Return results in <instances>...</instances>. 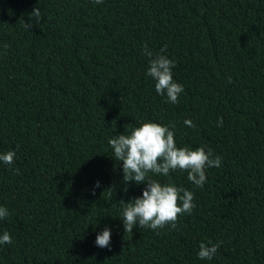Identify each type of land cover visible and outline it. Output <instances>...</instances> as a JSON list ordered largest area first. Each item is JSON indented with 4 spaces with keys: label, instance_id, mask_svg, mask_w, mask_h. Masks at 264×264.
<instances>
[{
    "label": "trees",
    "instance_id": "16d2710c",
    "mask_svg": "<svg viewBox=\"0 0 264 264\" xmlns=\"http://www.w3.org/2000/svg\"><path fill=\"white\" fill-rule=\"evenodd\" d=\"M34 8L41 21L26 30ZM145 45L175 61L177 103L156 93ZM143 121L174 125L178 147L204 145L222 159L203 187L186 171L150 173L191 191L193 211L175 229L129 233L120 200L145 185L124 191L108 140ZM8 150L16 156L0 162V234L12 243L0 244V264H264V0H0V153ZM106 226L110 248H101ZM209 241L222 243L201 260Z\"/></svg>",
    "mask_w": 264,
    "mask_h": 264
},
{
    "label": "clouds",
    "instance_id": "9594fccd",
    "mask_svg": "<svg viewBox=\"0 0 264 264\" xmlns=\"http://www.w3.org/2000/svg\"><path fill=\"white\" fill-rule=\"evenodd\" d=\"M103 0H94V3H102ZM41 11L34 8L29 14L27 22L22 21L23 27L29 30L40 23ZM166 48V46H165ZM160 53L153 55L152 51L144 46V55L148 59L147 75L155 82L156 93L164 96L173 104L178 102L179 95L184 91L183 85L174 81L172 68L175 61ZM184 124L195 127L193 122L185 119ZM222 118L217 119V126H222ZM174 125H162L153 121H143L139 126L133 127L130 132L117 134L108 140L114 154L115 161L122 162V182L124 191H127L129 182L145 187L141 189V195L131 198L124 204L122 217L124 232L132 233L137 225L140 228L157 230L169 225L176 228L180 215L191 214L194 208L193 193L174 183H161L149 174L168 176L170 171L181 170L187 172L188 180L197 187H203L206 182V169L221 166V156L213 155L211 148L202 145L195 149L189 146L178 147L175 143ZM16 153L13 150L0 153V162L12 165ZM19 174V170H17ZM100 187L97 180L94 188ZM112 198V193H109ZM8 209L0 206V220L6 219ZM158 234V233H157ZM111 230L107 226L95 237V244L101 248H110ZM12 243V236L4 231L0 234V244ZM221 241L215 243L209 241L207 244L200 243L197 253L201 260L212 259Z\"/></svg>",
    "mask_w": 264,
    "mask_h": 264
}]
</instances>
